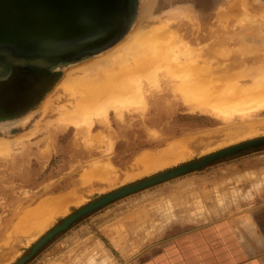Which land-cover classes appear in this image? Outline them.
I'll return each instance as SVG.
<instances>
[{"label": "rangeland", "instance_id": "rangeland-1", "mask_svg": "<svg viewBox=\"0 0 264 264\" xmlns=\"http://www.w3.org/2000/svg\"><path fill=\"white\" fill-rule=\"evenodd\" d=\"M142 4L145 6L141 8ZM137 7L128 30L120 38L132 31L137 23L142 26L137 24L140 29L144 27V31L162 28L166 34L175 32L197 50L201 47V52L195 49L200 67L211 62L208 66L216 69L223 63L229 65L236 58L248 60L231 67L230 71L241 76L243 73L252 74L249 80L241 77L243 85L256 82L257 67L264 66V0H137ZM244 8L249 13L245 14ZM252 15L256 17L255 22ZM248 17L253 18L249 22L253 25L246 21ZM255 35L262 38L259 40L260 37ZM114 47L113 42L97 52L60 60L59 64L66 67L52 69L18 65L12 63L5 52H0V66L3 68L0 74V137L13 138L10 140L12 150L0 155V264H16L29 256L33 247L67 217L111 192L200 161L228 147L264 138V123H261L264 122V110L251 112L248 117L219 120L193 109L185 103L179 90L173 91V82L179 83L182 78L172 82L161 77L160 84L164 89L161 92L148 84L153 96L143 112L125 113L124 118H117L112 111L110 125L97 121L92 134L86 124H82L79 131L67 126L65 111L74 105V99L66 90L71 81L65 74L67 68L95 59ZM227 48L230 52L224 50ZM216 50L231 54L226 53L229 55L226 58L227 55L220 56V51ZM203 51L208 62L201 59L206 57L202 56ZM256 56L261 60L249 61ZM221 66L220 71L217 69L218 74L226 69L225 65ZM160 67L159 70L167 71ZM204 68L210 71L209 67ZM204 72L210 75L212 70ZM79 74L74 72L73 77ZM45 103H48L46 110L43 108ZM252 125L258 128L253 132L256 134L246 135L249 130L244 129ZM99 131L105 135L104 140ZM97 133L103 141L99 134V138L96 136ZM90 139L94 142L91 143ZM182 139L188 141L187 145L193 151L186 160L171 161L174 164L168 162L170 167L151 166L149 170L142 164L146 163V154L147 159V156L160 158ZM106 162L117 172L113 169L110 170L114 172H110L107 164H103ZM107 170L110 176L116 173L118 178L112 176L110 179ZM101 174L103 176L99 178ZM66 193L82 198L80 201L83 202L70 204L66 212L53 216L49 226L37 228L38 220L30 213L31 209L44 200L66 196ZM263 193L264 145L221 157L90 211L47 242L25 264H121L139 255L150 243L201 224L222 220L230 221L234 226L240 223L238 226L243 228L242 217H246L252 204ZM29 221L36 225L28 227Z\"/></svg>", "mask_w": 264, "mask_h": 264}, {"label": "bare ground", "instance_id": "bare-ground-1", "mask_svg": "<svg viewBox=\"0 0 264 264\" xmlns=\"http://www.w3.org/2000/svg\"><path fill=\"white\" fill-rule=\"evenodd\" d=\"M142 5L143 6H141V8L145 6L144 4H142ZM246 5L247 4H245V7H246ZM237 6H238V4H237ZM244 10H246L245 14L249 13L247 8H244ZM227 11L228 10H226V12ZM228 13H226V14H228ZM135 14H136V12H135ZM229 15H231V14H229ZM223 16H224V14L222 15V17ZM252 16H254V15H252ZM256 16H257V14H256ZM248 18L251 20H248ZM248 18L246 20L248 23L253 21V20H254V22L256 21L255 16H254V19L250 18V17H248ZM244 23H245V21H244ZM137 24H135V26L132 28V31L129 30L130 31L129 33H127L124 37L119 38L114 42L115 47L113 49H111L109 51H105V53H102L101 55H99L95 59L84 61L83 63H80L79 65H76L70 69L67 68V71L65 74H66L67 79H70L71 81H70V83H68L66 90L74 99L73 108H71V109H68L67 107H66L67 109L65 108L66 111H65V117L64 118H65V121H66L65 123L67 126L68 125L73 126V127H75V129H77L79 131L82 129V124H86V126H88V131L90 132L89 134H92L91 132L93 131L94 126H95L97 121H99L101 123L104 122L106 125H110V123H111L110 122V114L112 111L115 113L117 118H122V117L124 118L125 113L134 114V113H139L140 111L143 112V109L145 107H147V101H149L150 100L149 98H151L153 96V91L150 89L151 86H155L157 88L158 92L159 91L161 92L162 90H164V89H162V86L160 84V82H161L160 78L161 77L166 78L172 82L175 81L176 79L182 78V80H180L179 83L173 82V84H172L173 91H175L176 89L179 90L182 93V97H183V100L185 101V103L190 105L191 107H193V109H198L202 112L209 113L219 120H223V121L224 120L225 121L230 120V119L232 120V118L237 117V116H241V117L247 116L248 117L251 114V112H257V111L264 110V66H263V64L261 66H259V68L257 67L258 75L255 77L256 82L253 85L252 84L251 85H249V84L243 85L241 82V79H243V78H241V77L245 76L244 79H248V77L249 78L252 77L251 76L252 74L250 75V72H249L248 74H245V75L243 73L242 74L243 76H241L240 74H237L238 75L237 76V75L233 74L230 71V69H231V67L241 65L244 62L246 63V61H248V60L236 58L233 61L230 60L231 62H229V65H226L225 63H223L225 66L219 65V67H216V69H214L212 65L208 66L211 62H209L208 65L204 62V60L206 58H208V56H206V54L204 53L205 51H203L204 55H202V56H206V57H202V58L200 57V58L201 59L205 58L203 60V62L206 65L201 63L203 65H201V67H200L198 65L199 63L197 61L198 55L196 56V54H195L196 48L194 46H192L190 43H188L189 41L188 42L184 41L175 32H170V33L166 34L165 32L161 31L162 28H161V30H159L160 28H158L155 30L152 29V30L144 31L143 30L144 27H143V29H140V27H138V25H140V24H138V25ZM249 24L253 25L254 23L252 22ZM257 34H258V32H257ZM255 36L260 37L258 35H255ZM261 38L262 37H260L259 40ZM254 39L255 38L252 37L251 40L255 41ZM216 41H215V43H216ZM221 45H219V46H221ZM247 47L249 48V46H247ZM198 48L199 49L198 50L196 49V51H199L201 47H198ZM244 49H245V47L243 48V50ZM259 49H261V48H259ZM263 49H264V47H263ZM182 50H183V52L181 54ZM201 50H200V52H201ZM224 50L228 51V48L224 49ZM219 51H217V52H219ZM245 51H246L245 52V54H246L248 51H247V49H245ZM250 51H252V50H250ZM228 52H230V50ZM5 53L8 56V58L12 61V63H16L18 65H22L25 67L42 66V67L51 68V69L52 68H60V67L63 68L64 66L66 67V65H64V64H59V61H49V60L41 58V57L16 56L13 52L11 53V51H8V50H6ZM211 53H212V50H211ZM223 53H224V51L222 52V50H221L219 52L220 56H221V54L223 55ZM226 53L227 52L225 51L223 56H226L227 54H229V53H227V54ZM256 53L259 54L260 52L258 53V51H256ZM229 55H227L226 58H229L228 57ZM252 55H254V53ZM252 55H250V56L252 57ZM248 56H249V54H248ZM222 57H220V58H222ZM259 60H261L260 56H256V57L249 59V61H251L253 63L258 62ZM210 61L216 62L213 60H210ZM206 62H208V60ZM262 63H264V62H262ZM160 65L163 67V69L165 68L167 71L159 70L161 68ZM220 66L221 67L224 66L226 68L222 74L220 72L218 74V71H220L222 69V68H220ZM204 67H209V68L211 67L210 71H209V69L207 71L206 68H204ZM217 69H218V71H217ZM2 70H3V68L0 66V74L2 73ZM204 70L207 71L208 73H210L211 70H212V72L210 75H205V74H203ZM74 72H79L80 74L76 75V77H73ZM87 72H90V73H87ZM207 72H204V73H207ZM213 72H214V74H213ZM235 72H236V70H235ZM252 72H253V70H252ZM84 73H87V74H84ZM190 73L192 74V76L189 75ZM237 73H238V71H237ZM253 74H256V73L253 72ZM161 75H163V76H161ZM65 83H67V82H65ZM148 84L150 85V88L147 86ZM63 85H64V83H63ZM43 105H45L43 108H45L44 110H46V108L48 107V103H45ZM70 105H71V103H70ZM261 123L263 124L264 122H261ZM257 129L258 128H256V126L252 125L251 127H247V129H244V130H247V131L249 130L245 134L246 135L250 134V136H251V134L253 132H255ZM32 130H35V129H32ZM31 131H29V133H28L29 135H30ZM99 132L101 133V131H99ZM98 134L99 133H97L96 136ZM22 135L24 136V134H22ZM31 135H33V134H31ZM101 135L103 136L102 133H101ZM236 135H237V133H236ZM25 136H27V135H25ZM90 136H92V135H90ZM102 136L100 138L101 141L104 140L105 135L103 136V140H102ZM97 137H96V139H97ZM0 138L2 139V137H0ZM94 138L95 137H93V139ZM187 138L190 139V137H187ZM187 138H185V139L187 140ZM16 139L20 140V138H18L17 136H16ZM10 140H13V138ZM10 140L8 138H7V140H6V138L0 140V155L8 153L9 150H12V149H10V147H11ZM14 140H15V138H14ZM97 141H99V139H97ZM101 141H100V143H101ZM90 142L92 143V142H94V140L91 141V139H90ZM187 142H184L183 139H182V141L180 140L179 144H176L177 142H175V145H174L175 147L173 146L174 149L171 150L168 154L166 153L165 155H162V157H160V158H151L150 156H147L148 157V159H147L145 157L147 155L146 154L144 156V160H146V163H144L143 160H141L143 162L142 164H144V166H147L146 169H148V168L150 169L151 166L161 167V166L165 165L163 167H167V166L170 167L168 162L170 163L171 161L179 160V159H180L179 161H181V159L186 160V158L188 156L193 154V151L187 145L188 144ZM109 143H110V141H109ZM180 143H182V144L180 145ZM171 145H170V147H171ZM112 146L113 145H111L109 147L112 148ZM13 149L15 150V148H13ZM210 149L212 150V148H210ZM109 150L111 151L112 149H109ZM142 155H143V153H142ZM184 160H183V162H184ZM109 162H110V160H109ZM166 162L168 165L166 164ZM174 162H176V161H174ZM174 162H171V163L174 164ZM97 163L98 162L96 161L95 164H97ZM95 164H93V165H95ZM103 164L106 165L107 162L103 163ZM109 164L111 165V163H109ZM170 165H172V164H170ZM108 166L109 165L107 164L106 167H108ZM103 167H104V165H103ZM110 167H112V166H110ZM108 169L109 170L110 169L116 170L113 167L112 168L108 167ZM159 169H161V168H159ZM112 171L110 170V172H112ZM152 171H153V169H152ZM152 171L150 170L149 172H152ZM110 172H108V170L106 172L108 174L107 175L108 177L110 176L109 174H111ZM116 172H117V170H116ZM146 172H147V170H146ZM102 176L103 175L101 174V176H99V178L100 177L102 178ZM112 176H116L118 178V175H116V173H115V175H113V173H112ZM112 176H110V179ZM108 177H107V179H108ZM105 182H107L106 177H105ZM111 182H113V181H111ZM111 182L108 181V183H111ZM73 194H75V193H73ZM76 195H78V194H76ZM81 199L82 198H80V199L76 198V196H73L71 194L67 195V193H66V196H62V197L56 196L54 198H49L47 200H44L43 203H41V204L39 203L40 205L38 207L37 206L35 207L37 209H35V208L31 209L33 211L30 210L31 212L30 211L29 212L34 216V218H37L36 220H38L37 221L38 226H36V227L37 228L38 227L44 228V227H47V225L49 226V221L52 222V220H54L53 216L57 215V213H59L58 215H60L62 213V211L66 212L67 211L66 208L70 204L79 203V201ZM81 202H83V201H80V203ZM29 217H31L30 214H29ZM27 218H28V216H27ZM242 219L244 220L243 221L244 225L246 224V226H248V227L253 226L252 223H250V220H247V219L245 220V217H242ZM36 220H31V221L36 222ZM31 221H29V223H27V224H29L28 227L35 224V222H34L31 225L30 224ZM233 221H235V220H233ZM235 223L237 224V222H235ZM241 223H242V221H241ZM239 224L235 225V227L237 226V228H238ZM33 228H35V227H33ZM247 230H249V228ZM238 232L240 233V230H238ZM249 232H250V230H249Z\"/></svg>", "mask_w": 264, "mask_h": 264}, {"label": "water", "instance_id": "water-1", "mask_svg": "<svg viewBox=\"0 0 264 264\" xmlns=\"http://www.w3.org/2000/svg\"><path fill=\"white\" fill-rule=\"evenodd\" d=\"M136 9L137 0H0V52L8 50L16 56L49 61L97 52L125 34ZM262 145L264 138L249 140L111 192L67 217L16 264H25L47 242L90 211L221 157Z\"/></svg>", "mask_w": 264, "mask_h": 264}, {"label": "crops", "instance_id": "crops-1", "mask_svg": "<svg viewBox=\"0 0 264 264\" xmlns=\"http://www.w3.org/2000/svg\"><path fill=\"white\" fill-rule=\"evenodd\" d=\"M260 195L245 217L252 227L238 229L222 220L201 224L154 241L121 264H264V193Z\"/></svg>", "mask_w": 264, "mask_h": 264}]
</instances>
